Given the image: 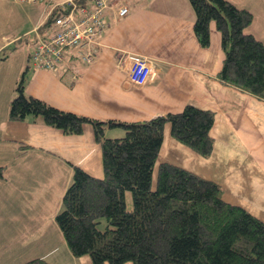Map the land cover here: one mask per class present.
<instances>
[{"label":"crops","instance_id":"0c3cea01","mask_svg":"<svg viewBox=\"0 0 264 264\" xmlns=\"http://www.w3.org/2000/svg\"><path fill=\"white\" fill-rule=\"evenodd\" d=\"M1 1L9 18L0 22V50L14 43L18 48L0 59V264H23L34 257L51 264H93L88 256L73 255L56 215L74 166L103 176L101 145L91 123L81 133L67 134L42 116L11 119V101L25 70L26 95L92 118L139 121L181 111L187 104L215 111L209 156L176 139L168 122L158 164L171 162L216 180L226 201L264 220V98L218 78L225 53L215 20L210 22L211 44L203 47L190 0H123L128 15L105 9L103 32L90 46L92 61L83 58V49H65L68 58L48 69L35 61L32 67L25 65L45 9L38 2ZM231 1L254 13L248 31L264 41V0ZM23 34L32 41H16ZM134 54L152 60L156 76L146 84L130 80L129 57ZM124 134L120 125L105 129L109 137Z\"/></svg>","mask_w":264,"mask_h":264},{"label":"trees","instance_id":"16d2710c","mask_svg":"<svg viewBox=\"0 0 264 264\" xmlns=\"http://www.w3.org/2000/svg\"><path fill=\"white\" fill-rule=\"evenodd\" d=\"M190 2L201 45L211 44L212 20L222 34L225 57L218 78L264 98V41L248 31L254 13L231 0ZM60 13L59 6L52 11L42 33ZM17 48V43L4 47L0 59ZM25 71L11 101V119L42 116L46 124L67 134L81 133L84 124L91 123L101 145L103 176L74 166L56 215L73 255L88 256L93 264H264V220L226 201L216 180L171 162L158 164L168 122L176 139L209 156L215 111L187 104L181 111L144 120L106 121L26 95ZM108 124L122 126L125 134L106 136ZM3 175L0 166V178ZM127 190L132 193V208H128ZM102 217L108 221L104 230L99 227ZM23 264L51 263L34 257Z\"/></svg>","mask_w":264,"mask_h":264},{"label":"built area","instance_id":"2783aa9c","mask_svg":"<svg viewBox=\"0 0 264 264\" xmlns=\"http://www.w3.org/2000/svg\"><path fill=\"white\" fill-rule=\"evenodd\" d=\"M18 2H38V0H15ZM52 0H50L51 2ZM122 0H94L92 8L79 6L75 0H66L55 5L62 9V13L55 16L50 24L47 36L39 35L33 58L39 66L58 68L57 64L68 56L65 49L81 50L83 58L90 62L94 59L91 44L98 41L105 27L104 11L110 6L116 9L118 15L124 16L129 7L121 3ZM54 7V8H55ZM54 10V9H53ZM52 8L50 11H53ZM89 47V50L85 48ZM130 80L137 85L145 84L156 76L152 60L147 56L134 54L129 57Z\"/></svg>","mask_w":264,"mask_h":264},{"label":"rangeland","instance_id":"374dc122","mask_svg":"<svg viewBox=\"0 0 264 264\" xmlns=\"http://www.w3.org/2000/svg\"><path fill=\"white\" fill-rule=\"evenodd\" d=\"M38 4H40V7L41 9H45V14L47 13V11L50 9V6L51 4H48V0H38ZM48 5V7H47ZM6 7L7 5L2 3V1L0 0V22H1V25L4 23V22H7L8 21V18H9V14L8 12L6 11ZM12 16L10 15V18ZM13 22V21H12ZM10 22L9 23V26L12 27L14 25V23ZM27 43V42H26ZM30 47V50L32 49V44L28 45ZM26 66L30 65V67L33 66V63L31 60H27ZM26 69V68H25ZM23 75V74H22ZM21 75V77H22ZM21 77L19 79H21ZM17 86V85H16ZM155 176V179H154V183H155V180H156V174L154 175ZM126 198L128 200V208H132L133 207V199H132V193L131 191L127 190L126 191ZM107 219L105 217H102L100 219V223H99V227L104 230L107 226Z\"/></svg>","mask_w":264,"mask_h":264}]
</instances>
